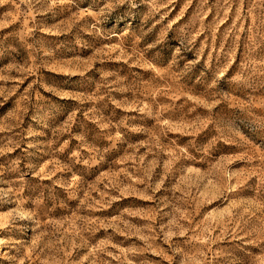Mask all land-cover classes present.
<instances>
[{"label": "rangeland", "instance_id": "1", "mask_svg": "<svg viewBox=\"0 0 264 264\" xmlns=\"http://www.w3.org/2000/svg\"><path fill=\"white\" fill-rule=\"evenodd\" d=\"M0 264H264V0H0Z\"/></svg>", "mask_w": 264, "mask_h": 264}]
</instances>
